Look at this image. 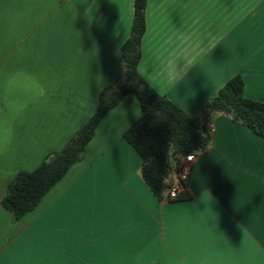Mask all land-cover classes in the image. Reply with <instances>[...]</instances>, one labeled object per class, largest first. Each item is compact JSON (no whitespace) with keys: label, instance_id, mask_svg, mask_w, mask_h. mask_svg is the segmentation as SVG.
<instances>
[{"label":"crops","instance_id":"obj_1","mask_svg":"<svg viewBox=\"0 0 264 264\" xmlns=\"http://www.w3.org/2000/svg\"><path fill=\"white\" fill-rule=\"evenodd\" d=\"M134 2L0 0V264H264V138L222 113L186 200L146 184L123 136L142 114L128 95L34 210L17 219L2 205L123 78ZM146 22L139 71L187 114L239 75L264 103V0H148Z\"/></svg>","mask_w":264,"mask_h":264},{"label":"trees","instance_id":"obj_2","mask_svg":"<svg viewBox=\"0 0 264 264\" xmlns=\"http://www.w3.org/2000/svg\"><path fill=\"white\" fill-rule=\"evenodd\" d=\"M147 5L148 0L134 2L131 34L120 50L125 68L123 78L101 91L97 110L62 151L49 155L33 171L19 172L8 186L2 205L17 219L34 210L84 158L102 120L128 95L136 97L142 114L123 136L143 160L142 176L146 184L161 199L165 198L167 179L176 162L188 154L199 156L212 146L211 114L230 116L264 138V103L245 96V83L240 75L228 81L198 117L190 116L148 84L139 71L142 40L147 30ZM189 197L185 188L175 201Z\"/></svg>","mask_w":264,"mask_h":264},{"label":"built area","instance_id":"obj_3","mask_svg":"<svg viewBox=\"0 0 264 264\" xmlns=\"http://www.w3.org/2000/svg\"><path fill=\"white\" fill-rule=\"evenodd\" d=\"M197 156L192 153L181 157L175 164L171 177L167 179L169 187L165 196L169 201H175L180 192L186 188L187 183L192 175L194 164Z\"/></svg>","mask_w":264,"mask_h":264},{"label":"clouds","instance_id":"obj_4","mask_svg":"<svg viewBox=\"0 0 264 264\" xmlns=\"http://www.w3.org/2000/svg\"><path fill=\"white\" fill-rule=\"evenodd\" d=\"M136 115L139 116V111L137 110Z\"/></svg>","mask_w":264,"mask_h":264},{"label":"water","instance_id":"obj_5","mask_svg":"<svg viewBox=\"0 0 264 264\" xmlns=\"http://www.w3.org/2000/svg\"><path fill=\"white\" fill-rule=\"evenodd\" d=\"M204 130H205V128H204Z\"/></svg>","mask_w":264,"mask_h":264}]
</instances>
